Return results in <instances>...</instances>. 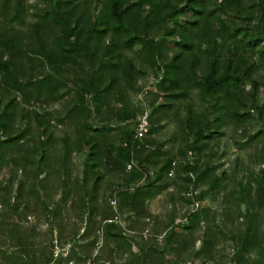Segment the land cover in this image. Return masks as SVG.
Returning <instances> with one entry per match:
<instances>
[{"label":"trees","instance_id":"trees-1","mask_svg":"<svg viewBox=\"0 0 264 264\" xmlns=\"http://www.w3.org/2000/svg\"><path fill=\"white\" fill-rule=\"evenodd\" d=\"M22 5L34 19L17 27L5 15ZM227 15L240 21L232 23ZM122 51L136 52L150 66L164 62L158 89L167 100L152 106L140 134L127 127L136 114L140 70ZM259 70H264V0H0V169L8 175L0 178V264H57L54 240L59 245L68 240L65 259L78 264H100L99 251L106 249L132 251L126 230L133 225L122 227L102 198L111 181L117 180L112 197L120 209L136 214L145 213L149 200L168 186L165 176L174 168L179 174L170 184L179 200L190 199L183 182L191 175L205 187L197 198L205 191L215 198L226 170L215 174L212 132L221 136L229 127L248 146L264 140V128L252 123L264 111L254 98ZM65 90L74 94L59 110V122H52L47 105L60 101ZM167 120L173 124L165 142L159 136L167 132ZM211 121L216 125L207 133ZM177 146L180 155L193 158L176 164ZM250 157L260 169L246 170V185L233 183L227 195L242 196L220 221L215 213L210 217L209 206L195 208L178 229L163 226L164 246L140 236L123 264H169L166 241L186 247L199 230L204 239L196 257L210 259L228 234L237 246L232 264H245L252 250L257 264H264V241L253 224L264 210V144ZM242 201L244 228L231 224V206L239 216ZM72 215L76 219L67 221ZM78 220L85 222L80 233ZM68 223L73 226L66 229ZM110 254L105 260H114Z\"/></svg>","mask_w":264,"mask_h":264},{"label":"rangeland","instance_id":"rangeland-1","mask_svg":"<svg viewBox=\"0 0 264 264\" xmlns=\"http://www.w3.org/2000/svg\"><path fill=\"white\" fill-rule=\"evenodd\" d=\"M5 18L9 23L15 24L17 27H26L31 21H33L34 17L26 10L25 5H22L20 9H15L11 11H7ZM226 19H228L232 23H236L240 21L239 18H234L227 15ZM137 47V46H136ZM121 54L123 56H128L136 61L137 65L139 66V75L136 84V90L134 91L133 97L136 104V114L135 117H132L129 121L130 123L127 124L128 128H133L137 134H140L144 131L149 125V113L152 109V106L157 104L160 101L167 100V93L165 90L158 89V82L161 77L162 67L164 62L158 60L157 63L150 66V64L143 59L142 56H138L136 52H124L122 51ZM40 63H36L35 70L39 69ZM45 72L48 69L44 70ZM255 75H261V82L257 87L255 92L254 98L258 99V105L264 106V70H259ZM9 83L13 82V78H10ZM246 87L250 85L249 79L243 78ZM167 87V86H166ZM164 89V88H163ZM74 93H70L68 90L63 92L62 98L60 101L52 102L51 104L47 105V111L49 112V117L52 122H59V110H61L63 103ZM87 102L90 103L89 95ZM253 100H251L248 104L249 108H253ZM2 106V105H1ZM179 115H182L183 112L179 111ZM91 119H93L91 117ZM256 127H263L264 128V111L261 113L260 116H257L255 113V118L252 121ZM172 122L167 120L163 129L167 132L165 134H161L159 136L160 140L166 139L169 133L171 132ZM18 125V123H17ZM216 123L211 121L208 124L207 133H211L210 131L215 128ZM60 127H56V131H59ZM239 130V129H238ZM236 130V131H238ZM210 143L215 147L216 155L211 157L210 160L213 161L215 174H220L222 169L226 170V178L221 177L219 187L217 189V195L213 198L209 192L205 191L203 193V198L199 199L196 197L198 193L202 192L205 188L204 186L200 185L198 181L194 180V175H191L190 182L180 181L183 182L184 185H187V189L184 192V195L190 197L189 200L181 199L179 200V194L176 192V188L170 184L172 179L179 174L177 168L170 169L167 172L165 178L168 182V186L159 190V193L154 195L148 202L146 212L142 214H136L133 210L129 208L120 209L118 206L116 199L112 197L113 195V184H109L106 187V190L102 192V198L108 201L110 205L116 210V220L122 227H128L129 224L133 225L134 229H127L126 230V237L132 243V251H126L122 255L112 253L110 250L105 252L99 251L101 259L99 260L100 264H123V260L129 258L132 252L137 250V242L140 236L143 237L144 240H147L149 244L150 240L153 242L154 240L160 246H164V237H165V230H163V226L166 224L168 225V231L170 229H178L180 224L187 220V214L189 211L198 208L200 206H209V213L210 217H213V213H215V219L220 221L224 216V211L227 207L230 206L232 203L231 201H239V197L242 196L243 192H237L235 194L236 199L231 197L230 194L227 195L230 187L233 183L241 182L242 185H246V176L248 168L252 169H260V164H255L254 160L250 157L251 153L254 152L260 145L264 144L263 139H257L251 145H245L242 141L243 139L239 138L237 134L230 131V128L226 127L223 128V132L220 135H217L212 132L209 136ZM168 142V141H167ZM168 145V143L166 144ZM171 146H168V149ZM176 153L178 157L175 159L176 164L183 163L185 161H190L193 158V155L190 153H185L180 155V148L179 146L176 147ZM82 152V153H81ZM79 160H83L85 155L84 151H80L77 154ZM237 165L238 168L235 173L232 174L231 168ZM128 166V165H127ZM249 166V167H248ZM241 167V168H240ZM81 168V163L77 164L74 172H79ZM243 168V170H242ZM5 170L0 169V178L4 181L7 180V176H4ZM180 177V176H179ZM0 179V180H1ZM180 180L179 178H177ZM32 181H28L27 184L30 185ZM184 186V187H185ZM253 192V187H252ZM173 192L170 195V192ZM12 196V195H11ZM235 205L231 206L235 212L232 214L233 220L231 221L232 226L238 227L241 225V228L246 226L247 219L243 215L245 213V203L242 201L240 202V209L242 211L241 215H237V209ZM263 214L256 215V219L254 220V228L257 229L258 236L264 241V210ZM76 219L75 215H72L71 219H67V221ZM42 226L44 227L45 224ZM73 226L72 223H68L66 225V229ZM79 233L85 226V222L83 220H78ZM253 228V229H254ZM55 233V232H54ZM99 233V231H98ZM95 236H92V238ZM204 239V231L199 230L196 233V239L194 244L188 245L186 247L176 246L173 242V239L170 238L169 241L165 243V250L164 254L165 257L167 255L171 256L169 264H232V256L234 255L235 251L237 250L236 241L234 238L230 237L228 234L227 236H222L219 242L213 247L212 256L210 259L204 257H196V252L200 247L202 241ZM68 241V240H67ZM65 241L62 245H59L56 240H54L53 248V255L57 258V264H78L75 261H67L65 259L66 250L69 247V243ZM101 244V240L98 239V245ZM109 247V246H108ZM97 249L94 250L92 255L96 253ZM112 253V254H110ZM109 254L114 256V260L109 261L105 260L106 257L108 258ZM104 261V262H103ZM88 262V260H87ZM132 264V263H128ZM245 264H257V252L252 250L245 254Z\"/></svg>","mask_w":264,"mask_h":264}]
</instances>
